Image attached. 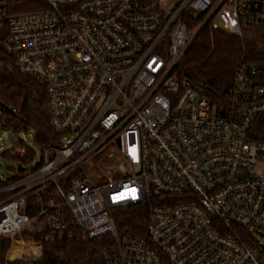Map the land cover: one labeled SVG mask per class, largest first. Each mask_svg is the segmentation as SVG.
Segmentation results:
<instances>
[{
  "label": "built area",
  "instance_id": "2783aa9c",
  "mask_svg": "<svg viewBox=\"0 0 264 264\" xmlns=\"http://www.w3.org/2000/svg\"><path fill=\"white\" fill-rule=\"evenodd\" d=\"M207 26L264 29V0H0V47L44 90L53 132L0 188V264H41L77 230L106 241L100 264H264V145L249 138L264 71L242 64L222 105L181 79ZM11 117L0 99V131ZM96 156L99 181L84 164ZM134 208L144 231L121 236Z\"/></svg>",
  "mask_w": 264,
  "mask_h": 264
},
{
  "label": "trees",
  "instance_id": "16d2710c",
  "mask_svg": "<svg viewBox=\"0 0 264 264\" xmlns=\"http://www.w3.org/2000/svg\"><path fill=\"white\" fill-rule=\"evenodd\" d=\"M3 37L4 33L0 32V40ZM0 63V99L18 113V118L8 119L3 130L17 135L24 125L34 126L40 132L35 142L44 151L48 141L43 134H53L44 90L35 78L17 72L12 59L1 47ZM242 64L254 65L264 71V29L252 28L242 37H235L207 26L188 49L177 71L181 79L203 86L213 104L222 105ZM249 138L264 145V114L255 122ZM25 148L24 155L9 150L5 154L19 164L33 161L35 152ZM8 182L0 181V188ZM117 222L121 236L135 235L144 231L146 214L144 209L134 208L122 212ZM105 245V240H91L83 231L77 230L71 241L45 243L41 264H100L98 253Z\"/></svg>",
  "mask_w": 264,
  "mask_h": 264
},
{
  "label": "rangeland",
  "instance_id": "374dc122",
  "mask_svg": "<svg viewBox=\"0 0 264 264\" xmlns=\"http://www.w3.org/2000/svg\"><path fill=\"white\" fill-rule=\"evenodd\" d=\"M1 66V63H0ZM19 138L22 139L23 144L19 145V148L24 147H29L35 152V159L30 162L29 168H27L28 164H19L17 163L14 159H11L5 152L9 149V144H8V139H7V134L5 131H0V181L6 182L9 180L16 179L17 177L21 176V170L29 171L33 170L36 168L37 165H39L42 162L43 158V150L36 142L30 138L25 133H19L18 135ZM16 154L20 153V149L14 150ZM100 159H98V156L95 157V163L91 162L92 158L89 159V161H86L85 167L88 169V171L91 173V175L94 177L96 180L102 179V173L100 171ZM113 179L119 180L121 179L120 176H114ZM121 213L118 214V216Z\"/></svg>",
  "mask_w": 264,
  "mask_h": 264
},
{
  "label": "water",
  "instance_id": "95a60500",
  "mask_svg": "<svg viewBox=\"0 0 264 264\" xmlns=\"http://www.w3.org/2000/svg\"><path fill=\"white\" fill-rule=\"evenodd\" d=\"M8 140L10 142V147H9V151H14L15 150V138H14V135L9 133L8 134Z\"/></svg>",
  "mask_w": 264,
  "mask_h": 264
}]
</instances>
